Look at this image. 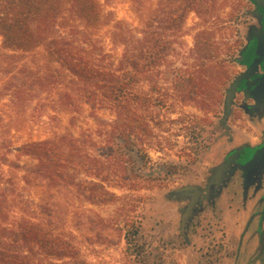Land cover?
Wrapping results in <instances>:
<instances>
[{"label": "rangeland", "instance_id": "374dc122", "mask_svg": "<svg viewBox=\"0 0 264 264\" xmlns=\"http://www.w3.org/2000/svg\"><path fill=\"white\" fill-rule=\"evenodd\" d=\"M156 2L152 0L148 10L141 12L132 0H118L107 12L114 13L116 20L141 27ZM217 8L220 17L214 23L221 30L215 32L214 47L222 51L205 64L223 62L225 70L219 89L212 91L208 102L212 109L174 102L169 71L187 65L198 71L202 63L185 57L172 59L173 67L164 68L162 81L172 99L161 110L163 124L153 125L163 149L148 144L149 137L143 140L134 135L135 143L130 142L123 158L131 178L127 183H120L118 178L125 175L114 165L123 145L104 135L114 130L115 114L87 104L79 108L65 105L64 86L52 94L37 88L36 74L48 68L42 49L1 50L0 204L10 221L22 216L16 208L26 203L37 219L52 223L74 241L89 264H218L226 256L222 254L228 233L221 216L229 211L239 215L232 219L242 225V246L253 247L255 258H260L264 223L256 214L262 210L257 201L262 192L254 196L249 190L248 198L256 202L250 206L240 180L224 188L222 176L226 156L233 149L264 139V112L257 115L246 109L237 90L228 101L243 71L241 52L249 40L255 9L252 0H217ZM201 23V18L191 14V32L181 41L182 55L194 48ZM61 73L66 76L65 71ZM18 87L20 94L16 95ZM39 142L62 144L66 151V168L60 169L63 178L56 175L55 167L52 170L47 157L27 152V145ZM106 176L114 177L105 181ZM224 194L227 203L221 204ZM138 228L135 236L132 232ZM231 246H237L236 242Z\"/></svg>", "mask_w": 264, "mask_h": 264}, {"label": "trees", "instance_id": "16d2710c", "mask_svg": "<svg viewBox=\"0 0 264 264\" xmlns=\"http://www.w3.org/2000/svg\"><path fill=\"white\" fill-rule=\"evenodd\" d=\"M116 1L0 0V52L42 49L48 68L36 74L37 88L52 94L64 86L65 105L79 108L87 104L94 110L115 114L114 130L104 131V135L123 145L114 165L125 175L118 178L120 183H127L131 178L123 158L130 142L135 143L134 135L143 140L149 137L148 144L163 149L153 125L163 124L161 110L172 99L162 85L164 68H172L176 57L201 62L198 71L189 65L170 70L171 85L174 102L197 103L209 111L213 105L208 102L213 98L212 91L219 89L225 66L223 62L205 64L222 51L214 47L215 32L221 30L214 23L220 17L217 0H157L141 27L116 20L114 13L107 12ZM132 2L137 10L145 12L152 0ZM191 14L201 18L203 29L195 36L194 48L182 55L181 41L191 32ZM26 149L32 155L47 157L52 170L55 167L56 175L63 178L65 173L60 169L66 168V151L62 144L39 142ZM112 177L106 176L105 181ZM16 209L22 216L10 221L0 204V264H44L43 260H49V264H89L74 241L59 233L52 223L37 219L26 203ZM132 234L138 236L139 228Z\"/></svg>", "mask_w": 264, "mask_h": 264}, {"label": "flooded vegetation", "instance_id": "af4514ba", "mask_svg": "<svg viewBox=\"0 0 264 264\" xmlns=\"http://www.w3.org/2000/svg\"><path fill=\"white\" fill-rule=\"evenodd\" d=\"M252 4L255 18L250 25L249 40L241 52L243 71L233 86L237 87L236 94L241 96L245 108L258 115L264 112V0H252ZM225 165L224 188H229L236 179L240 180L243 197L247 200H253L252 196L248 198L249 190L254 196L262 192L257 198L262 210L256 216L264 223V139L259 144H244L233 149L226 156Z\"/></svg>", "mask_w": 264, "mask_h": 264}, {"label": "crops", "instance_id": "0c3cea01", "mask_svg": "<svg viewBox=\"0 0 264 264\" xmlns=\"http://www.w3.org/2000/svg\"><path fill=\"white\" fill-rule=\"evenodd\" d=\"M220 203L223 204L226 202V194H224L223 197L219 199ZM227 203V202H226ZM250 206H254L256 202L254 200H249ZM227 208V210H230L229 206H224ZM224 208V209H225ZM219 212V211H218ZM228 214L226 216H221V213L219 215L223 217L222 222L223 226L226 228L227 233V244L225 246L224 253L222 255L225 258L223 259V262H219L220 264H264V251H262L260 254V258L256 257V254L253 253V247H248V246H242L241 240H242V225L238 226L239 224H235L236 220L235 218L232 219V217H239V215H233L231 212L227 211ZM246 213V212H244ZM247 214H244V216ZM228 217V218H226ZM243 232V231H242ZM236 242L237 246H231L233 242ZM246 238L243 241L244 245H246ZM218 263V264H219Z\"/></svg>", "mask_w": 264, "mask_h": 264}, {"label": "water", "instance_id": "95a60500", "mask_svg": "<svg viewBox=\"0 0 264 264\" xmlns=\"http://www.w3.org/2000/svg\"><path fill=\"white\" fill-rule=\"evenodd\" d=\"M239 82H240V80H239ZM236 90H237V87H232V89H231V91H230V95H229V97H228V101L234 96V93L236 92ZM228 105H229V103H228ZM229 109V106L227 107V110Z\"/></svg>", "mask_w": 264, "mask_h": 264}]
</instances>
